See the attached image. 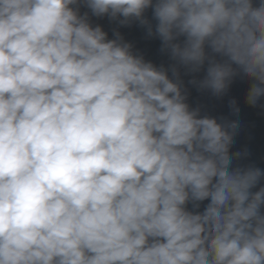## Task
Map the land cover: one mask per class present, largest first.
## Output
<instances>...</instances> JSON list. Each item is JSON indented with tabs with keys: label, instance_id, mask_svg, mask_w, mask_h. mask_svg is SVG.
<instances>
[{
	"label": "clouds",
	"instance_id": "obj_1",
	"mask_svg": "<svg viewBox=\"0 0 264 264\" xmlns=\"http://www.w3.org/2000/svg\"><path fill=\"white\" fill-rule=\"evenodd\" d=\"M206 62L190 83L220 96L242 74L258 104L264 0H0V264H264V170L232 166L238 121L186 102L180 69Z\"/></svg>",
	"mask_w": 264,
	"mask_h": 264
},
{
	"label": "water",
	"instance_id": "obj_2",
	"mask_svg": "<svg viewBox=\"0 0 264 264\" xmlns=\"http://www.w3.org/2000/svg\"><path fill=\"white\" fill-rule=\"evenodd\" d=\"M80 12L81 14L89 12L90 22L93 26H102L108 33L109 39L115 38L114 32L118 31L125 42L133 45L134 53L142 55L145 60L153 62L157 67L170 68L174 63L168 53L161 51V40L156 36H148L146 28L142 27L138 21H133L129 25H121L118 20H110L107 16H92L86 6H81ZM145 16L151 20L152 10H146ZM152 23L154 25L155 21L152 20ZM217 58L220 59V57ZM206 69L207 62L204 68L197 73H188L183 67L180 69L183 89L187 93L186 102L193 109L199 108L201 116L215 117L218 122L238 121L239 128L233 137L229 154L240 152L241 156L233 157L232 166H253L264 170V97H261L256 106L247 103V92L252 81L242 74L234 77L227 91L220 96L213 95L210 90H201L190 83L193 78L202 80ZM169 75L171 76V71ZM233 100L239 109L238 113H234L230 106V101ZM261 186H264V178L252 191H257ZM207 203L208 201L202 202L198 211H203ZM188 208L193 210L191 203L188 204Z\"/></svg>",
	"mask_w": 264,
	"mask_h": 264
}]
</instances>
